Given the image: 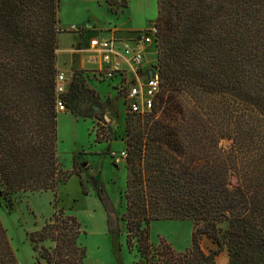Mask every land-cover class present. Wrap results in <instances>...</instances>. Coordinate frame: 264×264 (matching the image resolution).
Masks as SVG:
<instances>
[{
    "label": "trees",
    "instance_id": "obj_1",
    "mask_svg": "<svg viewBox=\"0 0 264 264\" xmlns=\"http://www.w3.org/2000/svg\"><path fill=\"white\" fill-rule=\"evenodd\" d=\"M59 4L0 0V185L9 201L52 191L54 213L29 240L53 241L39 250L48 264H84L81 223L57 205L75 174L57 148ZM154 25L160 88L149 111H127L125 211L96 187L109 231L125 222L136 264H216L224 250L227 264H264V0H157ZM83 73L70 77L67 110L104 121ZM160 220H190V247L154 244L150 223ZM0 264H19L1 220Z\"/></svg>",
    "mask_w": 264,
    "mask_h": 264
},
{
    "label": "rangeland",
    "instance_id": "obj_2",
    "mask_svg": "<svg viewBox=\"0 0 264 264\" xmlns=\"http://www.w3.org/2000/svg\"><path fill=\"white\" fill-rule=\"evenodd\" d=\"M126 1L124 5L122 0H117L113 5L115 11H112L108 3V8L113 12L110 14L98 0H60L59 14L63 23H80L89 17L97 19L101 25L112 20L115 24L123 26L147 28L154 24L157 0ZM117 15L120 17L117 18ZM59 69L61 68L57 67L58 71ZM91 82L99 84L104 98L110 91L114 92L106 101L101 100L104 110L103 123L109 125L110 134L107 138L98 136L102 124L95 117L76 116L67 109L58 110L59 160L64 169L75 174L58 187L57 205L62 207L65 213L75 214L80 220H85L81 221V230L84 232L80 234L78 242L87 246L88 252L84 259L86 264H136L139 254L135 248L130 250L126 244L124 222L119 220V234L113 236L109 231L105 204L99 198L96 188L98 186L102 190L107 205H112L120 214L125 211L122 197L126 183L125 158L118 159L110 152L119 155L124 145L122 138L125 137L127 106L124 97L115 87L118 77L104 80L93 77ZM84 83L88 85L86 81ZM88 112L91 115L99 114V110L94 107L88 109ZM74 158L77 161L75 167ZM54 199L53 192L49 190L17 191L10 195L9 201L0 185V220L7 231L19 264L33 263L32 250L27 241L29 233L40 229L52 217ZM106 226L108 236L103 235ZM223 226L226 227L227 224L224 223ZM192 228L190 220L153 221L150 223V238L154 244L165 240L176 251H184L191 245ZM37 246L35 251L39 254L42 247L48 251L52 250L54 243L46 239ZM42 259L48 264L45 258Z\"/></svg>",
    "mask_w": 264,
    "mask_h": 264
},
{
    "label": "built area",
    "instance_id": "obj_3",
    "mask_svg": "<svg viewBox=\"0 0 264 264\" xmlns=\"http://www.w3.org/2000/svg\"><path fill=\"white\" fill-rule=\"evenodd\" d=\"M71 28L76 29L75 26ZM156 33L157 27L152 24L146 29L134 31L130 38L121 39L114 34L100 42L99 50L102 53L104 65L101 69L93 71L91 75L101 80L118 77L119 80L115 87L118 93L124 97L129 112L149 111L159 91V76L155 65L144 79L141 77L146 46L151 43L155 46ZM83 74L90 73L84 72ZM69 82L70 79L64 72H58L56 106L59 111L67 109L63 95L68 90ZM100 122L102 126L101 131H98V136L107 138L110 134V127L107 123ZM98 129L100 130V128ZM122 140L124 141L123 138ZM110 153L117 156L118 159L127 156L125 147L119 151V155L113 151Z\"/></svg>",
    "mask_w": 264,
    "mask_h": 264
},
{
    "label": "crops",
    "instance_id": "obj_4",
    "mask_svg": "<svg viewBox=\"0 0 264 264\" xmlns=\"http://www.w3.org/2000/svg\"><path fill=\"white\" fill-rule=\"evenodd\" d=\"M98 1L103 3L102 7L105 10H107L108 13L110 14L113 13L108 8L109 4L107 0H98ZM119 17L120 15H117V18ZM58 18H59V27L61 30V32H59L58 34V49H57V67L61 68L59 69V72H64L68 79H70L71 75L76 71L90 73L88 74V77L86 76V82L88 83V86H90L96 91V94L100 97L99 98L100 101L101 100L102 102L106 101L108 97L113 96L114 92L110 91L107 97L104 98L102 89L100 88L99 84L96 85L93 84V82H91L93 79L91 73L93 71L101 69L104 65V62L102 60V53L99 50L100 42L103 39L114 36V34L121 39L130 38L132 37L134 31L146 29V28L142 26L139 27L133 25L132 26H123L121 24L118 25L115 24L116 22H113V20L108 21L105 24L101 25L98 23L97 19H92L89 17L85 18V20H83L80 23L75 21L63 23L61 21V16L59 14V11H58ZM72 26H75L76 29H72L71 28ZM156 62H157V50L153 43L148 44L146 46V50L144 53L143 70L141 75L142 79H144L146 77V74L149 73V71L151 70V68L154 65H156ZM124 147H125V142L122 148ZM76 217L80 221V223L81 221H85L84 219L80 220L78 216ZM124 228L126 232L125 222H124ZM103 235L108 236L107 226L104 228ZM27 241L29 242L30 248L32 250V256H33L32 264H46V262L43 261L42 257H40V255L33 248V244L31 243V241L29 239ZM202 245L204 249H206L207 246H213L211 241L207 238L204 239ZM85 247L87 248L86 245ZM122 250L120 254L123 259ZM227 262H228V253L226 250L222 251L218 256H216V264H227ZM84 264H86L85 260H84Z\"/></svg>",
    "mask_w": 264,
    "mask_h": 264
}]
</instances>
